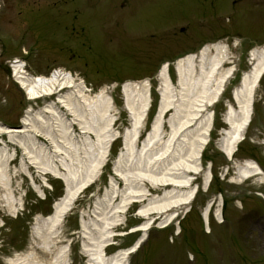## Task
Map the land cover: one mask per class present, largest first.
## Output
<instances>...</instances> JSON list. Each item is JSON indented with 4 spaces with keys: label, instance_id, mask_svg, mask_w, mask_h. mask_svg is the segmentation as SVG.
Instances as JSON below:
<instances>
[{
    "label": "rangeland",
    "instance_id": "obj_1",
    "mask_svg": "<svg viewBox=\"0 0 264 264\" xmlns=\"http://www.w3.org/2000/svg\"><path fill=\"white\" fill-rule=\"evenodd\" d=\"M217 41H226L232 64L238 67L226 97L230 96L231 86L239 74L249 69L250 50L264 45V0H0L2 125L20 127L27 110L30 109L31 116H38L48 101L26 100L12 77L11 62L17 57H26L25 69L31 76L47 77L60 69L83 80L88 89L86 93L98 94L106 88L115 100L111 113L115 124L110 130V134L116 135L114 151L108 153L101 170L93 169L98 177L92 188L77 197L62 224L61 234L52 242L55 251L68 246L70 264H90L92 258L95 264H114L111 262L114 252L133 245L140 232L125 235L151 220L154 223L148 239L128 258V263L264 264V201L257 196L264 193V180L256 175L237 179V166L247 159L252 158L264 167V79L256 91L252 123L241 142L242 150L231 161L217 146L221 137L219 127L225 123L222 118L216 120L206 146L208 155L214 157L211 170L216 176L211 186L202 189L191 202V211L185 213L182 225L179 221L185 208L179 209L176 220L165 229L156 228L165 213L142 214L150 199L175 188L172 182L159 181L170 180L166 170H176L177 165L187 160V151L176 153L173 148L171 152L173 142L167 141L172 128L168 120L177 110L176 116L180 119L185 117L184 111H189L187 117H190L195 108H202L200 101L204 102L208 95L205 88L194 87L192 82L189 87L183 84L185 81L181 84L173 63L178 57L197 53L203 45ZM167 61L173 73L170 76L168 68L159 77L158 70ZM232 64H224L223 69ZM144 79L150 80L151 94L158 101L165 95L170 104L159 136L148 146L147 116L136 138L132 139L133 134L124 138L126 128H130V115L121 84L125 80ZM160 88L165 92L163 96ZM221 101L213 106L218 117L223 113ZM188 106L191 108L187 109ZM38 117L39 124L45 128L42 131L37 128L30 133L0 134V148L12 159L6 168L8 188L0 191V264H10L33 251L41 256L38 263L44 264V252L40 250L44 241L34 238V231L38 229L37 219L52 213L51 201L62 195L63 183L53 175L80 180L92 170L91 163L94 166L98 161V157L92 156L96 149L90 148L92 144H99L96 134L101 133V127L98 124L90 128L91 136H84L76 126L71 128L70 116L65 120L54 118L55 121ZM128 139H131L129 144ZM187 139L186 134L182 135L175 146L179 140ZM124 142L127 147L121 152ZM180 145L184 143L181 141ZM87 152L90 153L87 155ZM200 165L197 163V168L205 169ZM108 167L115 174L111 182L114 194L104 198L111 176ZM204 177L203 171L197 172L194 184L201 183ZM31 180L39 193L32 188ZM154 180L157 185L151 183ZM124 193L134 202L127 206L125 214L112 219L108 210L119 205ZM135 194L143 197L133 198ZM30 201L34 203L32 208L27 205ZM210 201L207 230L203 210ZM27 207L32 210L29 215ZM220 214L224 218L222 223ZM129 224L135 226L128 230ZM180 227L182 232L178 234ZM107 235L113 237L101 243ZM106 244L108 247L104 250L99 247ZM19 247L21 250L17 251Z\"/></svg>",
    "mask_w": 264,
    "mask_h": 264
},
{
    "label": "bare ground",
    "instance_id": "obj_2",
    "mask_svg": "<svg viewBox=\"0 0 264 264\" xmlns=\"http://www.w3.org/2000/svg\"><path fill=\"white\" fill-rule=\"evenodd\" d=\"M225 63L232 64L233 61L226 50V44L223 42L206 45L200 50L198 55L187 54L176 60L177 72L181 79V84L185 81L183 84L189 87V83L192 82L194 87L198 85L200 89L202 87L205 88L208 95L204 102L200 101L203 104L202 108H193L195 113L190 117H187L189 111H184L185 117L180 119L176 116V114L179 115V110H177L168 120V125L172 128L171 135L167 141V143L171 141L173 142L171 152L173 151V148L176 153H180V151L184 153L187 151V160L183 165H181L182 162L177 165L176 170L175 168L166 170V175L170 177V180L167 178L159 180L160 182L162 180H164V182H172L175 184V190L173 189L174 191L170 190V192H163L160 196H154L143 208L142 214L144 215L150 212L165 213L164 220L160 224L161 227H165L173 221L180 208H185V210H187L193 200L194 187L192 181L195 174L199 172L196 165L207 145L213 127L211 116L202 115V112H204L209 106L214 105L216 101L222 97L223 92L230 86V81L234 77L236 70L233 64L230 67L223 69ZM164 66L158 74L163 73ZM196 68L198 69V74ZM12 70L15 81L24 91L28 100L45 97L58 93L64 88H68L67 93L59 96L55 102L49 103L40 109L38 116L47 117L53 121L54 118L65 120L69 114L72 117V120L69 121L70 126H77L79 133L82 135L84 134V136H91L92 132L90 131V128L93 124H98V126L101 127V133L98 132L96 134L98 137L97 142L99 144H97V146H95V144H92L91 146L88 145L90 148H93V150L96 149V152L92 153V156H95V158L98 157L97 164L92 166L91 163L90 169L93 167L92 170L87 171L80 180L77 179L74 181L69 176L53 173L55 174L54 177L61 178L64 182V194L53 204V211L50 215L45 218L41 217L37 219L38 229L34 231V238L38 239L39 237L44 241L43 246L40 247V250L44 252V255L42 256L44 258V264H67L65 248L63 247L62 249L55 251L52 242L61 234L60 232L63 221L69 210L72 208L77 196L87 185L94 181L96 174L94 175L93 169H99L106 158L107 148L112 142V138H110V128L112 127L110 126H113L114 122L109 117L114 111V107L108 102L107 96L105 95V89H102L94 96L86 94L82 84L84 82L80 81L79 84L76 83L74 76L68 72L58 70L48 77L29 76L24 70L23 64L20 62H15L12 66ZM263 73L264 45L254 47V49L251 50L248 71L243 72L240 75L238 83L231 88V96L234 104L229 101L226 102V108L228 110H226L224 115V121L228 128L222 132V137L218 142V146L227 159H232L237 145L242 140L251 121L255 91L258 88V83ZM197 78H200V80ZM208 81H210V84H208ZM212 85L213 87H211ZM148 86L149 81L147 80L134 83H124L123 90L128 98L131 125L130 129H127L125 138L132 134L133 136L136 135L142 117L145 115V111L148 108ZM163 94H165V92L162 91V96ZM177 99L179 100V98ZM169 105L167 97L164 95L159 102L152 129L146 139V142L148 143L146 146L152 142L155 136H159L162 116ZM61 107L64 108L65 111H63ZM190 108L191 106H188L187 109ZM38 116H31L30 110H27L25 116L22 118L19 129L7 130L0 124V133H30L36 131L35 129L37 128L42 131L45 128L39 124L40 119ZM105 133H107V135L104 137L103 135H105ZM184 134H186L188 139L184 141L179 140L178 144L175 146V142H177L179 137ZM130 140L131 139H128V144ZM181 141L184 143V146L180 145ZM125 143L127 147V142ZM88 153L90 152H87V155ZM173 156L174 153L172 154V157ZM9 164H11L10 158H7L4 151L0 148V191L5 190L9 185L6 170L7 165ZM237 170H239L237 172V179L261 174L259 167L252 161H247L237 166ZM205 176L206 178H204V182L207 184L209 175L207 174ZM173 179L179 180L172 181ZM151 183H156L157 185V180H154ZM113 194L114 190L110 182L106 190L103 192V197H113ZM142 197V194L133 195V198L137 199ZM131 202H133V200L124 193V197H122L119 205L108 210L111 218H115V215L120 216L121 214H125L126 207ZM209 207L210 205L207 204L203 210L204 215H207L210 211ZM107 214H105V216ZM113 223H115V221ZM151 227L152 224L149 221L139 227L142 235L135 244L136 247L133 246L129 249L117 252L111 257V262L114 264H128L130 254H132L145 240ZM109 238H112V235L105 236L101 243H105ZM99 247L102 246L99 245ZM39 258H41V256L33 251L32 253L25 255L23 258H17L16 260L11 261L12 263L10 264H40L37 261ZM93 259L94 258L90 260V264H95Z\"/></svg>",
    "mask_w": 264,
    "mask_h": 264
}]
</instances>
